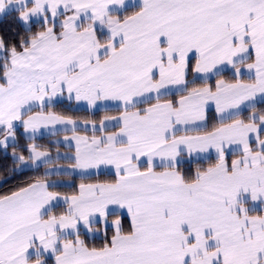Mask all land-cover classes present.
<instances>
[{
    "label": "snow or ice",
    "instance_id": "snow-or-ice-1",
    "mask_svg": "<svg viewBox=\"0 0 264 264\" xmlns=\"http://www.w3.org/2000/svg\"><path fill=\"white\" fill-rule=\"evenodd\" d=\"M11 12L27 35L0 37V148L19 122L71 132L54 143L74 155L13 153L44 171L0 195V264H264V0H0ZM65 101L121 112L89 137L48 111ZM113 172L71 196L49 179Z\"/></svg>",
    "mask_w": 264,
    "mask_h": 264
},
{
    "label": "trees",
    "instance_id": "trees-1",
    "mask_svg": "<svg viewBox=\"0 0 264 264\" xmlns=\"http://www.w3.org/2000/svg\"><path fill=\"white\" fill-rule=\"evenodd\" d=\"M16 13L11 12L4 16V18L0 21V37H3L6 42H18L20 36L27 35L25 31V27L16 19ZM33 31L39 30L38 25H33ZM178 99L179 97H175ZM56 113L60 115L71 117L77 120H94L101 121L105 116L111 115L110 112H97L92 113L84 110H75L70 106H65L64 104H58L52 108ZM259 109V108H257ZM216 121L213 119L209 120V129H211L214 125H216ZM13 148V147H12ZM214 160H207L202 164L198 165L200 167H207L213 164ZM14 161L9 154L4 153L0 149V195L10 194L12 191L16 190V188L20 185H24L27 182L31 181L33 178L38 177L42 174L43 168L38 171H24L19 174L11 173V167ZM195 167V166H194ZM194 170V169H193ZM59 178H68L72 181V185L69 187H62L56 189L57 191L64 194H75L78 191V185L81 182H98L103 180H113L111 175H100L89 178L88 180H81L78 177L72 176H58ZM64 210V209H63ZM60 211V208L57 209V213ZM62 211V210H61ZM111 233H109L110 235ZM85 242L90 247H100L105 242L103 237H97L94 239L89 238L88 236L82 235Z\"/></svg>",
    "mask_w": 264,
    "mask_h": 264
},
{
    "label": "crops",
    "instance_id": "crops-1",
    "mask_svg": "<svg viewBox=\"0 0 264 264\" xmlns=\"http://www.w3.org/2000/svg\"><path fill=\"white\" fill-rule=\"evenodd\" d=\"M7 14H5V15H7ZM4 16L1 17V18L3 19ZM193 63H194V61H193ZM197 86H200V85H197ZM59 104H64L65 106H70V107H72L75 110H84V111H89V112H92V113L108 111L111 114L109 116H119L120 115V112H121V109L117 107V102H114V101L99 102L95 108L89 107V105L85 101H81L79 103H76V102L69 103V102L65 101V102L59 103ZM48 111L55 112L52 108L48 109ZM259 111H260V109H257V112H259ZM56 114L60 115L59 113H56ZM213 114H214V112L210 110L209 116L211 117ZM248 114H250V113H245V115H248ZM61 116H63V115H61ZM64 117H66V116H64ZM67 118H71V117H67ZM241 118H244V116H242ZM71 119H74V118H71ZM74 120H76L78 122V124L81 125V127L77 129L78 134L81 135L83 133V134L88 135L89 137H91L92 135H96V136H100L101 135V133L99 131H96L94 133L92 131V129H91V123H96L97 125H99V122L100 121H94V120L88 121V120H77V119H74ZM85 122H87L88 125H89L87 128H84L83 127V125L85 124ZM16 123H17V132H16V134L18 135V137L20 139V141L18 143L23 142V144H25L26 149L29 147L30 144H33V143L36 144L37 143V145H39L40 148H42L44 150L56 151L54 149L55 147H57V148H63L64 145L63 144H59V145L52 144V139L61 140V139H64V136L65 135H72L71 132H68V133L61 132L58 135H49L46 129H41V132L37 134V138L33 141V140H30L28 137H26L24 135L23 131H25V130L22 127L19 126V122H16ZM208 125H209V121H208ZM108 129L109 130H115V129H113V126H112L111 123L108 124ZM207 130L210 131L211 129H209V127H208ZM190 134H196V133H190ZM199 134H203V133H199ZM42 138H48V139L45 140V139H42ZM45 142L46 143H49V144H46ZM232 158H236V157H232ZM208 160H214L215 161V154H214V152H212V153L209 154V159ZM49 167H51V166H49ZM43 171H44V169H43ZM107 175H111L113 177V180L115 179L114 172L111 173V174H107ZM49 179H56V180L64 181L66 184L72 185V182L70 180H67L66 181V180H63V179L59 178L58 176H56V177H49ZM86 183H95V182H86ZM61 194L62 195H68V196L73 195V194H64V193H61ZM65 207H66L65 205H61L59 207L54 208L53 211H54V213L59 214V213H61V212L64 211L63 209H65ZM59 208H60V211L57 213V209H59ZM101 227H102V225H97L96 226L97 229H99ZM99 233L94 232V235H96L95 238H97L98 235H100ZM90 236H92V235L89 234L88 237L91 238ZM100 237H102V236H100ZM81 238L83 239L82 236H81Z\"/></svg>",
    "mask_w": 264,
    "mask_h": 264
},
{
    "label": "rangeland",
    "instance_id": "rangeland-1",
    "mask_svg": "<svg viewBox=\"0 0 264 264\" xmlns=\"http://www.w3.org/2000/svg\"><path fill=\"white\" fill-rule=\"evenodd\" d=\"M4 16V15H3ZM3 16H0V20L2 19L1 17ZM22 24V23H21ZM23 25V24H22ZM24 26V25H23ZM25 27V26H24ZM24 135L26 137H28V135L30 134H26L25 131H23ZM81 135H86V134H81ZM68 136H71V135H68ZM41 138V137H40ZM0 139H3L2 136H0ZM42 139H45L47 140L48 138H42ZM18 135L16 134V142L15 144L13 143H9V146L7 148V150L3 149V148H0L4 153L6 154H9L11 157H12V160H13V153L15 152L17 155H24L25 158H27L28 156V152L26 150V147H25V144H23V142H20ZM54 141H57L56 139H52V144H55ZM60 141H63V139H61ZM46 143V142H45ZM74 143V142H73ZM37 144V143H36ZM46 144H49V143H46ZM51 144V145H52ZM63 144V143H61ZM64 145V144H63ZM31 146V144L29 145V147ZM13 147V148H12ZM28 147V148H29ZM56 151H50L52 153L53 156L56 155L57 152H60V153H67L68 155H74V147L73 148H68V147H63V148H57L55 147L54 148ZM40 150H44L42 148H40ZM44 151H48V150H44ZM14 161V160H13ZM57 167H70V164L68 162H65L63 160H61L57 165ZM22 165L21 164H18L16 162L13 163V165L11 167H9V169H11V173H15V174H19L21 172H24V171H15L17 169H22ZM72 177H76V176H72ZM63 180H70L68 178H61ZM71 181V180H70ZM72 182V181H71ZM96 233H99V231H95ZM100 234V233H99ZM92 236H90L92 239L95 238L96 235H94V233L91 234ZM94 235V236H93ZM102 236L101 234L98 235V237Z\"/></svg>",
    "mask_w": 264,
    "mask_h": 264
}]
</instances>
